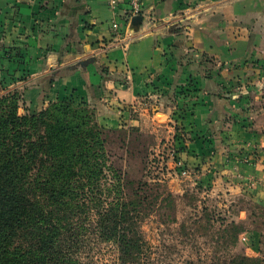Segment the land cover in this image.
Listing matches in <instances>:
<instances>
[{
  "label": "crops",
  "instance_id": "1",
  "mask_svg": "<svg viewBox=\"0 0 264 264\" xmlns=\"http://www.w3.org/2000/svg\"><path fill=\"white\" fill-rule=\"evenodd\" d=\"M109 3L0 0V81L21 91L29 107L25 113L68 100L95 108L98 123L107 128H163L165 138L175 132L176 112L181 115L176 124L188 130L225 133L238 107L230 104L237 94L225 86L235 85V73L238 77L243 68L245 83H256L264 69V62L247 66L264 53V0H144L143 23L127 31L123 45L115 44ZM127 7L122 0V12ZM8 53L22 58L10 59ZM208 57L215 59L211 67ZM9 69L17 71L10 75ZM188 80L203 87L196 104L197 98L190 101L176 92ZM244 122L238 119V126ZM220 144L212 167L207 163L187 178L193 186L210 181L213 190L231 196L247 190L264 205L262 161L248 167L234 155L236 146ZM204 147L194 140L189 152L179 154L189 169L199 165L194 155H202Z\"/></svg>",
  "mask_w": 264,
  "mask_h": 264
},
{
  "label": "trees",
  "instance_id": "2",
  "mask_svg": "<svg viewBox=\"0 0 264 264\" xmlns=\"http://www.w3.org/2000/svg\"><path fill=\"white\" fill-rule=\"evenodd\" d=\"M2 92L0 264H92L84 257L92 237L98 244L113 243L120 264H141L147 245L142 224L158 206L174 212L176 202L166 186L133 181L110 160V134L129 137L140 130H109L98 123L95 110L68 100L21 114V92ZM184 151H176V161ZM205 213L208 224L199 218L195 232L213 228L211 214ZM245 231L227 223L220 238L236 244ZM221 264L263 260L235 255Z\"/></svg>",
  "mask_w": 264,
  "mask_h": 264
},
{
  "label": "rangeland",
  "instance_id": "3",
  "mask_svg": "<svg viewBox=\"0 0 264 264\" xmlns=\"http://www.w3.org/2000/svg\"><path fill=\"white\" fill-rule=\"evenodd\" d=\"M199 59L202 61V58ZM251 60L254 62L253 64L247 62L248 67L255 68V63L261 65L264 62V53L255 55ZM205 62L209 64L208 67H211L215 64V59L208 57ZM260 71L262 73L259 74L256 83L254 81L245 83V69L243 68L240 73L241 77L240 75L237 77L235 73L236 77L233 80L236 84L225 86L228 88V93L237 94L230 104L238 106L228 118L230 126L227 127L228 129L225 127V133L222 129L220 132L212 133H199L198 131L197 133L191 129L188 130L183 127L184 125L176 124L179 123L181 115L175 112L173 114L175 132L166 134V139L159 132L164 130L163 128L152 127L139 129L140 132L132 133L129 137L123 133L110 134L108 152L115 166L128 174L127 178L133 181L145 179L151 184L160 183L166 186L174 195L176 202L174 212L158 206L156 211L142 224L141 229L147 245L141 264H221L235 255L259 257L262 258L264 264V205L253 200V195L249 196L250 192L247 190L245 194L231 196L225 192L219 193L213 190V183L210 181H203L202 185L193 186L192 180L180 176L175 163L177 150L185 148L184 152H189V144L194 140H199L207 146V148H201L202 155H194L199 158L200 163L191 169L188 165L186 167L190 172L201 170L203 165L209 164L212 167L211 162L215 157L216 149L221 145V140L224 145L236 146L232 151L235 156H241L239 162L249 167L254 165L255 160H260L264 166V69ZM253 87H258L260 92H255ZM0 89L2 93H5L10 86L1 80ZM177 89V93L190 98V101L192 98H197L198 100L193 101L196 104L199 102L200 97L198 96L203 87L194 83V80H188L186 85L179 86ZM255 97L259 99L257 103L253 101ZM28 109L27 103L21 102L20 113L24 114ZM90 109L95 110L92 107ZM237 118L245 121L244 125L238 126ZM246 133L250 135L248 142ZM163 138L164 143L160 144ZM241 138L243 141L240 140ZM241 142H246L245 147L237 146ZM203 149H207L206 152ZM206 158L208 162H205ZM180 160L182 161L181 158ZM212 180L214 177L211 178ZM175 181L180 186H177ZM251 185H247V188L253 189ZM204 210L211 214L210 224L213 228L209 231L195 232L194 222L199 218L203 220V223L208 224L206 215L203 216ZM231 222L244 226L246 230L239 236L236 244H226V241L220 238V230L224 224ZM183 225L188 229L186 232ZM255 254L257 256H254ZM86 256H89L88 261L92 264H120L116 246L113 243L98 244L93 237L85 252L84 257Z\"/></svg>",
  "mask_w": 264,
  "mask_h": 264
},
{
  "label": "built area",
  "instance_id": "4",
  "mask_svg": "<svg viewBox=\"0 0 264 264\" xmlns=\"http://www.w3.org/2000/svg\"><path fill=\"white\" fill-rule=\"evenodd\" d=\"M121 3L122 0H110L109 3L114 16V19L111 22V28L114 33L116 45H123L127 43L126 34L129 29L132 30L131 24L133 19L137 16H143L144 0H127L128 7L123 10L124 12L120 9ZM175 163L180 176L188 177L190 175V171L187 167H184V163H182V161H176Z\"/></svg>",
  "mask_w": 264,
  "mask_h": 264
},
{
  "label": "water",
  "instance_id": "5",
  "mask_svg": "<svg viewBox=\"0 0 264 264\" xmlns=\"http://www.w3.org/2000/svg\"><path fill=\"white\" fill-rule=\"evenodd\" d=\"M143 23V18L141 16H137L133 19L131 24V29L138 30Z\"/></svg>",
  "mask_w": 264,
  "mask_h": 264
}]
</instances>
